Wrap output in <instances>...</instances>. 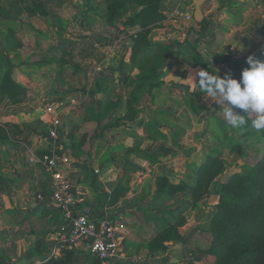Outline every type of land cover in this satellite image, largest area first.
Masks as SVG:
<instances>
[{
    "label": "crops",
    "instance_id": "crops-1",
    "mask_svg": "<svg viewBox=\"0 0 264 264\" xmlns=\"http://www.w3.org/2000/svg\"><path fill=\"white\" fill-rule=\"evenodd\" d=\"M112 2L114 0H0V82L6 66L9 80L18 87L9 89V94L0 93V121L21 126L32 120L40 133L33 141V148H43L40 152L49 144L42 135L49 119L45 106L54 105L65 127L60 141L66 150L61 174L70 182V194L78 206L100 208L103 203L98 194L108 192L113 203H107L103 210L119 215L123 221L124 231L117 229L122 241L117 262L124 264L127 247L138 244L145 231L140 228L141 209L155 196L156 172H166L172 180L174 173L182 171L179 160L169 155L174 152L173 141L178 137L173 125L191 127L192 139L204 141L206 131L194 133L201 119L200 124L209 131L208 137L221 139V121L218 122L216 113L210 115L207 108L223 106L219 107L200 93L197 85L187 78L199 69L220 76L231 72L239 78L242 69L248 66V55L264 60V0H206L201 5V23L193 20V9L189 8L192 0H163L160 6L163 5L161 8L167 15L177 12L185 18L188 14L191 16L187 20L182 18L187 30L174 33V29H167L166 34L149 39L151 44H175L156 68L159 84L146 87L144 82L136 90L135 98L128 97L129 86L121 84L118 94L125 100L131 99V112L123 110L119 116L126 117L120 125L106 127V120H86L84 105H70L67 101L75 97L78 102L74 92H89L93 86L105 84L108 77L138 76L140 72L130 62L133 31L127 25V31L120 33L115 16L110 15ZM129 7L130 4H126L119 10H130ZM155 29L159 28L153 31ZM90 44L93 48L85 51ZM121 44L127 48L119 55L116 50ZM153 72L154 69L144 75ZM186 97L199 110L198 114L190 112L185 124L179 108L186 106ZM99 130H104L103 137L102 134L93 137L87 147H81L88 138L87 131L94 135ZM153 132L165 137L169 144L164 162L152 159L161 156V146L150 154L143 148V143L155 139ZM105 136L108 144H105ZM74 148L78 154L72 152ZM28 159L26 157L24 185L0 191V259L5 260L4 264H44L50 258L63 256L64 221L60 208L49 198L50 178L40 164ZM193 161L192 156L183 160L191 176L196 166ZM7 166L11 170L18 167L14 162ZM40 190L45 193L41 201L35 198ZM109 217L117 228V221ZM67 247L72 254L69 264H92L83 243Z\"/></svg>",
    "mask_w": 264,
    "mask_h": 264
},
{
    "label": "rangeland",
    "instance_id": "rangeland-1",
    "mask_svg": "<svg viewBox=\"0 0 264 264\" xmlns=\"http://www.w3.org/2000/svg\"><path fill=\"white\" fill-rule=\"evenodd\" d=\"M144 1L154 3V0ZM162 2L163 0H159L157 11H154L153 8L147 10L143 20L140 18L143 21L140 22V26L139 23L133 25L128 22L130 17L136 13L135 5L131 4L130 10H122L115 15L116 27L120 29V33H123V31H127L126 26H130V30L133 31L132 38L141 29L142 24L146 26L145 38L148 40L154 39V36L166 34L167 29H174L172 30L174 33H177L176 30L185 32L187 18L177 12H169L167 15L161 8L163 5L160 6ZM160 16L162 18L158 19ZM156 27L159 29L153 31V28ZM169 43L171 42L154 44L150 42L149 47L140 49L141 55L139 54L137 59L130 61L134 68L140 70L138 76H111L108 77L105 84L95 85L90 88L89 92L86 90L79 91L80 93L73 91L78 99L77 105L85 106H83L84 118L92 121L106 120L104 125L114 124L117 119L125 118L126 116L119 115L123 110H128V114L131 112L129 109L131 99L125 100L123 96H119V86L121 84L129 86L127 96L135 98L130 92L131 90L135 91V85L138 83L137 78L146 72H151L152 66L165 57V52L175 45ZM89 47L93 48L90 44L84 50L87 51ZM117 48V54L122 55L127 46L121 44ZM6 69L5 66L3 71ZM149 80L146 82V87L157 81V79ZM47 85L50 87V82H47ZM98 93H100L99 97ZM190 98L195 99L193 96ZM184 100L186 106H181L179 111L182 122L186 124L190 112L192 115L198 114V112H194L187 97ZM195 109L199 110V107L195 105ZM207 110L210 115L212 112L216 113L215 116L219 118L218 122L221 121L222 129L219 134L221 139L209 138L208 129L205 130L204 124H200L201 119H199L194 133L197 135L203 130L206 131L205 142L200 139H192L191 127L177 123L173 125L178 133L177 136L181 135L182 137L179 140L178 137L174 138L172 145L174 152L171 151L169 155H174L173 157L179 160L182 171L174 173L171 177L172 180L167 176L168 173L156 172L155 196L141 209L143 215H141L142 226L140 228L145 231L142 232L138 244L127 247L123 257L126 261L124 264H216L234 255L237 256L241 264H263V260L255 252L250 250L243 252L249 244L237 241V233L232 229L233 221L240 215L249 214L252 201L257 198V194L250 188V182L245 176L248 170L264 159V132L257 133L252 129L250 119L248 127L233 128L225 124L220 108L214 106ZM239 114H243L242 110L239 111ZM103 131L99 130L94 135L87 131L88 138L84 139L86 142L81 147H87L93 137H98L101 134L103 137ZM42 133L48 139L47 134ZM152 134L155 139L143 143V148L147 153H153L154 148L157 149L161 146L163 152L161 156H155L152 159L164 162L168 156L166 150L169 144L165 137H159L161 135L157 136L154 132ZM37 135L40 136V133L35 129L32 120L23 122L21 126L0 121V177L6 179V182L0 183V191L24 185L26 157L28 159V154L31 156L33 153L39 155L41 152L39 150L43 149L33 148V141ZM104 140L105 144L109 143L106 136ZM197 149H199L198 154H194ZM73 150L75 154H78L76 148L72 149V152ZM191 156L194 157L193 162L196 163L193 176L186 170L189 166L183 164V160ZM208 158L209 160L214 159L213 166H210L206 180L197 183V170L200 164ZM28 161L30 162V158ZM13 162L18 167L11 170L7 164L10 165ZM98 195L101 198L100 202L103 203L100 208L98 206L94 208L91 205L85 206L91 208L97 216L111 215L117 221V229L123 232V221L120 216L109 214L103 210L108 205L107 203H113L109 199L108 192H100ZM262 215L264 218V212ZM66 247L63 246L62 249ZM115 264L121 263L116 262Z\"/></svg>",
    "mask_w": 264,
    "mask_h": 264
},
{
    "label": "built area",
    "instance_id": "built-area-1",
    "mask_svg": "<svg viewBox=\"0 0 264 264\" xmlns=\"http://www.w3.org/2000/svg\"><path fill=\"white\" fill-rule=\"evenodd\" d=\"M186 18H191L188 14ZM68 104L76 105L75 97ZM45 111L49 119L45 122V133L49 144L41 154L33 153L31 163L40 164L50 178V201L56 203L64 221L62 247L81 242L84 244L92 264H115L121 255V238L114 221L108 215L97 216L88 206H78L70 194L71 184L61 174L66 150L61 147L62 131L65 129L61 115L53 104H47ZM60 150V151H59ZM44 191H37L36 200H43Z\"/></svg>",
    "mask_w": 264,
    "mask_h": 264
},
{
    "label": "trees",
    "instance_id": "trees-1",
    "mask_svg": "<svg viewBox=\"0 0 264 264\" xmlns=\"http://www.w3.org/2000/svg\"><path fill=\"white\" fill-rule=\"evenodd\" d=\"M153 2L154 3H146L144 0H114V2H112L113 4H111V9H113V11L111 10L110 15L115 16L120 11L119 9L123 8L126 4H133L135 5L136 13L133 17H130L128 22L133 25L139 23L140 26V22H143L142 20L144 16H146L148 9L153 8L154 11L158 10L159 0H154ZM140 18H142V20H140ZM161 18L162 16H160L158 19ZM145 37L146 26L141 24V29L132 36L131 61L137 59L141 55L140 49H144L150 46L149 40ZM171 52L172 51L167 50L165 52V57L161 59L160 62H156V64L152 66V70L154 69V72L152 74L142 75L140 77V84H138L135 87V91H132L130 94L134 95L136 90L149 79L158 78L159 75L156 73V68L159 67V65L167 58V56ZM8 73L9 72L7 71V74ZM7 74L4 70V75L0 82V93L2 95L9 94L8 90L11 88L18 89L17 85L9 80V76ZM158 84L159 82L156 81L153 84L151 83L150 86L154 87ZM189 102L194 112H198V110L195 109L194 103L192 101ZM124 119V117H121L120 119H117L114 124H107L105 126L117 127ZM208 160L209 158L205 162L201 163L197 170V183H199V181L203 182L206 180L208 170L210 166H213L214 159H211L209 161ZM245 178H248L250 182V188H252L254 190V193L257 194V198L252 201V208L250 209L249 214L240 215L237 219H235V221H233L232 230L237 233V241L249 244V246L244 248L243 252L249 250L255 252L263 260L264 264V218L262 215V212H264V159H262L254 167L248 170L246 172ZM2 182H6V179L4 177H0V183ZM242 200L244 199L242 198ZM62 250L64 251L61 259L50 258L44 264H69L72 259L71 250L68 247ZM4 263L5 260L1 258L0 264ZM216 264L241 263H239L237 256L234 255Z\"/></svg>",
    "mask_w": 264,
    "mask_h": 264
},
{
    "label": "clouds",
    "instance_id": "clouds-1",
    "mask_svg": "<svg viewBox=\"0 0 264 264\" xmlns=\"http://www.w3.org/2000/svg\"><path fill=\"white\" fill-rule=\"evenodd\" d=\"M248 65L242 69L239 78L231 72L224 76L215 75L204 69L197 70L189 78L199 92L208 96L220 110L225 124L233 128L250 127L257 133L264 132V60L248 55ZM198 78V79H197ZM242 110L243 114L237 113Z\"/></svg>",
    "mask_w": 264,
    "mask_h": 264
},
{
    "label": "water",
    "instance_id": "water-1",
    "mask_svg": "<svg viewBox=\"0 0 264 264\" xmlns=\"http://www.w3.org/2000/svg\"><path fill=\"white\" fill-rule=\"evenodd\" d=\"M206 0H192L190 4V9H193L192 17L193 20L196 23H201L203 20V12L201 9V5L205 2ZM100 96V93H98V97Z\"/></svg>",
    "mask_w": 264,
    "mask_h": 264
}]
</instances>
